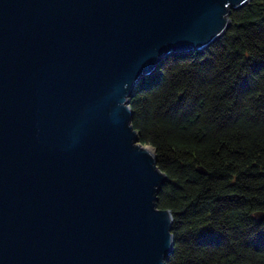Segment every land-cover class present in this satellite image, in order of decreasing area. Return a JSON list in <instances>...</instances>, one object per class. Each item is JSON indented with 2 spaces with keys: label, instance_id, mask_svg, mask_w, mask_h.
I'll list each match as a JSON object with an SVG mask.
<instances>
[{
  "label": "water",
  "instance_id": "obj_1",
  "mask_svg": "<svg viewBox=\"0 0 264 264\" xmlns=\"http://www.w3.org/2000/svg\"><path fill=\"white\" fill-rule=\"evenodd\" d=\"M250 1L0 0V264H167V177L129 98Z\"/></svg>",
  "mask_w": 264,
  "mask_h": 264
},
{
  "label": "trees",
  "instance_id": "obj_2",
  "mask_svg": "<svg viewBox=\"0 0 264 264\" xmlns=\"http://www.w3.org/2000/svg\"><path fill=\"white\" fill-rule=\"evenodd\" d=\"M207 49L171 55L129 98L167 182V264H264V0L230 12Z\"/></svg>",
  "mask_w": 264,
  "mask_h": 264
}]
</instances>
